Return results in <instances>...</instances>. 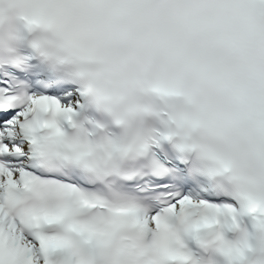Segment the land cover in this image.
Returning a JSON list of instances; mask_svg holds the SVG:
<instances>
[{"label":"clouds","instance_id":"9594fccd","mask_svg":"<svg viewBox=\"0 0 264 264\" xmlns=\"http://www.w3.org/2000/svg\"><path fill=\"white\" fill-rule=\"evenodd\" d=\"M33 58L122 133L165 121L170 147L222 190L264 189V0H0V63ZM255 215L211 229L201 264H264ZM77 223L84 262L151 264L166 240L107 215Z\"/></svg>","mask_w":264,"mask_h":264},{"label":"snow or ice","instance_id":"6c2138e0","mask_svg":"<svg viewBox=\"0 0 264 264\" xmlns=\"http://www.w3.org/2000/svg\"><path fill=\"white\" fill-rule=\"evenodd\" d=\"M88 112L86 90L37 62L0 63V264H59L58 256L63 264H95L76 259L86 235L77 222L93 214L126 221L147 239L166 232L151 264H201L217 225L230 231L250 212L264 222V189L233 194L213 173L194 175L190 160L170 147L163 120L154 132L126 133L118 121L102 154L90 141L74 143L85 124L97 127ZM133 149L155 166L130 162L122 172L119 157ZM69 153L91 172L71 163ZM95 247L83 251L94 257Z\"/></svg>","mask_w":264,"mask_h":264}]
</instances>
